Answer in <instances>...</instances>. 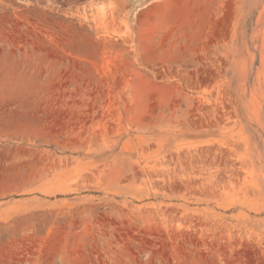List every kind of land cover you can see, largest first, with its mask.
I'll use <instances>...</instances> for the list:
<instances>
[{"label":"rangeland","instance_id":"obj_1","mask_svg":"<svg viewBox=\"0 0 264 264\" xmlns=\"http://www.w3.org/2000/svg\"><path fill=\"white\" fill-rule=\"evenodd\" d=\"M0 264H264V0H0Z\"/></svg>","mask_w":264,"mask_h":264}]
</instances>
